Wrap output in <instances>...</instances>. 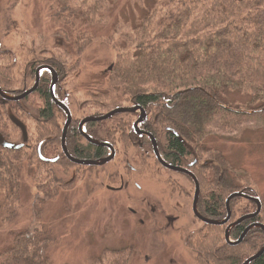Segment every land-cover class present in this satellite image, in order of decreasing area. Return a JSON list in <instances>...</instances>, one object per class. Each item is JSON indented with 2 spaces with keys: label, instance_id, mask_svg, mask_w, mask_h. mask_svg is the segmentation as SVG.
<instances>
[{
  "label": "trees",
  "instance_id": "16d2710c",
  "mask_svg": "<svg viewBox=\"0 0 264 264\" xmlns=\"http://www.w3.org/2000/svg\"><path fill=\"white\" fill-rule=\"evenodd\" d=\"M15 1L8 0V4ZM113 1L56 0L49 17L56 21L59 29L55 35L63 44L53 47L52 55L44 54L42 61L34 55L31 62L25 63V56L32 54L35 46L28 48L26 42L20 43L21 52L26 54L20 52L19 60L10 53H0V89L20 95L32 84L37 67L48 65L57 73L59 83L71 90L83 117H99L119 107H140L147 115L144 129L156 140L165 162L178 167L187 161L196 162L190 171L199 183V213L207 219H224L228 213L226 199L231 194H256L220 150L206 146V140L234 141L246 131L264 134V0H123L134 15L126 22L130 23V31L113 45L117 59L107 71L106 88L87 91L89 104L80 106L78 89L71 78L82 53L94 39L82 28L105 24ZM6 36L0 34V45ZM49 84L50 79L42 77L35 92L23 100H0V139L7 145H0V242L13 236L10 247L0 252V264L52 263L50 249L59 238L45 224L4 237L19 215L21 190L28 179L35 189L32 209L37 224L50 200L75 189L79 169L88 172L84 181L87 191L102 189L101 168H78L67 160L50 162L60 152L62 125ZM55 95L64 101L58 90ZM131 117L117 115L110 121L86 126L88 135L110 141L120 152L117 160L102 167L107 169L112 184H117L120 173L150 178L158 175L152 164L156 162L141 156L131 144ZM29 124L35 125L36 133L29 134ZM45 136L52 139L40 148L41 159L38 144ZM66 146L81 160H99L106 155L104 148L84 140L75 122L69 127ZM129 149L134 150L129 156L134 173L125 162L124 153ZM58 167L63 178L70 174L71 167L77 175L63 181L55 169ZM164 183L170 185L169 180ZM261 205L258 216L240 222L230 232L231 239H239L252 223L264 225ZM255 210L256 205L245 199L229 203L230 220ZM222 229L204 226L194 239L188 237L198 264H243L264 245L260 229L250 230L238 245L226 244ZM107 251L101 260L92 258V264H104L105 258L109 264H126L134 257L131 249ZM250 264H264V253Z\"/></svg>",
  "mask_w": 264,
  "mask_h": 264
},
{
  "label": "rangeland",
  "instance_id": "374dc122",
  "mask_svg": "<svg viewBox=\"0 0 264 264\" xmlns=\"http://www.w3.org/2000/svg\"><path fill=\"white\" fill-rule=\"evenodd\" d=\"M55 1L17 0L13 5L8 4V0L0 2V34L6 36L8 33L0 45V53H10L13 59H20L23 53L20 43L26 42L28 48L32 44L35 46L32 54L25 56V63L31 62L34 55L39 61L52 55V48L63 44L61 38L55 35L59 29L56 21L49 17L54 11L52 6ZM108 13L109 18L102 26L82 28L92 33L94 39L82 53L71 78L78 89L77 101L80 106L89 104L85 95L87 91L106 88L107 71L117 59L113 45L119 43L122 34L130 31V23L126 22L134 18L132 10L123 0H114ZM7 21H10L9 30L6 27ZM67 104L69 110L72 107L74 112L70 110L72 118L80 121L84 115L80 113L79 105L76 106L69 98ZM136 119L133 117L131 120L134 123ZM60 124L63 129L64 121H60ZM28 126L29 134L36 133L34 124ZM24 141L20 140V143ZM206 146L215 147L223 153L230 165L243 177L242 181L249 182V187L264 205V134L246 131L234 141L209 138ZM133 151L129 149L128 157ZM152 164L157 167L156 177L143 175L139 180H135L137 175L133 177L132 183L134 180L139 182L140 192L133 188L121 192L102 189L87 191L84 181L88 172L79 171L76 188L61 192L50 200L43 208L39 224L35 222L32 209L35 189L26 178L27 184L24 182L20 195L19 215L10 231L9 228L6 230L4 237L45 224L59 238L50 249L51 264H92V258L103 259L107 250L117 252L125 249L134 251V257L129 258L126 264H198L195 251L187 249L184 242L186 236L194 239L196 233L204 228L192 212L194 185L187 178ZM184 164L186 166L189 163L187 161ZM55 169L58 174L59 167ZM119 171L123 172L121 169ZM106 174L107 169L99 173L103 178ZM70 175L63 178L58 174L63 181L68 180ZM165 180H169L170 185L164 183ZM135 196L138 201L130 199ZM145 197L147 199L142 201ZM129 209H133L134 213ZM159 230L162 234L158 233ZM224 230L225 227L222 233ZM12 237L7 242H0V252L10 247ZM104 260V264L110 263L108 259Z\"/></svg>",
  "mask_w": 264,
  "mask_h": 264
},
{
  "label": "flooded vegetation",
  "instance_id": "af4514ba",
  "mask_svg": "<svg viewBox=\"0 0 264 264\" xmlns=\"http://www.w3.org/2000/svg\"><path fill=\"white\" fill-rule=\"evenodd\" d=\"M41 67H44V68H48V69H50V70H52L53 71V73L56 75V77H57V81H56V83H55V85H54V87L52 88V90H51V84H52V80H53V74H52V72H50V71H47L46 69H44L45 71H43V70H41L40 72H39V74H38V72H37V69L38 68H41ZM37 69H36V71L34 72V80H33V82H32V84L30 85V87L27 89L26 88V90H24V92H22V94L23 93H25L26 91H28V90H30L34 85H35V82H36V77L38 76V85H37V87L39 86V84H40V82H41V78L42 77H46L47 76V78L48 79H50V84H49V93H50V97L52 98V100H53V103H54V105L59 109V111H60V116H59V120H58V122H60L61 120H63L64 121V125H63V129H64V126H65V124H66V122H67V115L65 114V112L59 107V106H57L56 104H55V101H57L58 103H60V104H62L63 106H65L66 108H67V110H68V112H69V114H70V124H69V126H68V128H67V131H66V134H65V147H66V151H67V153H68V155L70 156V157H72V158H74V159H77V160H81V159H78V158H76V157H74L71 153H70V151H69V149H67V146H66V138H67V135H68V131H69V127L75 122L76 123V130L82 135V137L84 138V140L89 144V145H92V146H94V147H99V148H104L105 149V157H103V158H101V159H99V160H104V159H106L107 157H109V156H111V154H112V151H113V153H114V158H113V160L112 161H114L116 158H117V156H119V154H120V152H119V150H117V148L115 147V146H113L112 144H111V142L110 141H107V140H105V139H97V138H93L91 135H88L87 134V131H86V126L88 125V124H95V123H102V122H107V121H110V120H112L115 116H117V115H115V116H113V117H111L110 119H107V120H105V121H101V122H91V123H87V124H85L83 127H80V123L83 121V120H85L86 118H88V117H92V116H87V117H82V119H80V121H78V120H76L75 118L73 119L72 118V113H74L73 112V110H72V107H71V112H70V110H69V106H68V104H67V102H68V98L70 99V100H72L73 102H75L73 99H72V95H71V90L69 91V89H68V87H67V85H65V84H60L59 83V80H58V75H57V73L55 72V70L53 69V68H51L50 66H48V65H40V66H38L37 67ZM41 72H44L43 74H40ZM26 87V86H25ZM37 89V88H36ZM1 90V89H0ZM56 90H58L59 91V96L61 97L62 96V98H63V100L64 101H62L61 99H58L57 97H56V95H55V93H56ZM2 91V90H1ZM3 92V91H2ZM4 93V92H3ZM52 93H53V96H54V99H53V96H52ZM6 94V93H5ZM22 94H20V95H15V97H18V96H21ZM10 95V94H9ZM12 96H14V95H12ZM28 97V96H27ZM0 100H1V102H3V103H7L8 101H4V100H2L1 98H0ZM19 102V101H18ZM134 107H138V106H135V105H132V106H129V107H119V108H115V109H121V108H134ZM138 108H140V107H138ZM115 109H113V110H115ZM141 109V108H140ZM113 110H111V111H113ZM143 112H144V110L143 109H141ZM111 111H109V112H106L105 114H103V115H101V116H99V117H102V116H104V115H106V114H108V113H110ZM145 113V112H144ZM124 114H129V115H132V117H131V119H133V117H135V118H137L136 120H135V122L133 123V121L131 120V126H130V131H131V144H132V146H133V148H135L136 150H138V152L140 153V155L141 156H146V158H149L148 160H154L155 162H156V164H157V166L159 165L162 169H164V170H167V169H165V168H163L159 163H158V161H157V159H156V157H155V155H154V152H153V146H152V141H151V138L152 139H154V137L151 135V134H149V133H147V131H145V129H144V126H145V124L147 123V115H146V113H145V122L144 123H139V124H137V126H136V128H134V124L139 120V118H140V113H139V111H134V112H132V113H123V114H118V115H124ZM61 116H63V118H61ZM99 117H93V118H99ZM63 129H61V127H59V131H60V149H59V153H58V155L54 158L56 161H59V160H67L70 164H72V165H75V166H78V168H89V167H85V166H81V165H77V164H74V163H72V162H70L66 157H65V155H64V153H63V148H62V138H63ZM138 131V132H136V130ZM86 137H88V138H90L93 142H95V143H98V144H100V145H94V144H92V143H90L87 139H86ZM52 139V137H50V136H45V137H43V140L41 141V142H39V144H38V146H39V148H38V155L40 156V158L42 159L43 157H42V155L40 154V148L43 146V145H45L47 142H49L50 140ZM154 141L156 142V140L154 139ZM148 143L150 144V145H148ZM156 145H157V142H156ZM25 146H27L28 147V144L26 143L25 144ZM29 147H31V146H29ZM119 149V148H118ZM157 150H158V146H157ZM119 152V153H118ZM158 153H159V151H158ZM125 154V156H126V160H125V162H127V164H128V166H129V168H130V160H129V158L130 157H128V152H125L124 153ZM159 155H160V153H159ZM160 157L162 158V156L160 155ZM54 159H51V160H54ZM99 160H81V161H99ZM162 160L164 161V159L162 158ZM111 162V161H110ZM110 162L109 163H107L106 165H104V166H100V167H95V168H101L100 169V171L101 170H104L102 167H105V166H107L108 164H110ZM165 162V161H164ZM194 162V161H193ZM192 162V163H193ZM166 164H168V165H171V164H169V163H167V162H165ZM192 163H189V164H187L186 166L184 165L183 167H180V168H183V169H187V170H189L190 171V165L192 164ZM196 163V162H195ZM171 166H173V165H171ZM90 167H93V166H90ZM174 167H178V166H174ZM79 171H81V169H79ZM130 171L131 172H133L134 173V170H132L131 168H130ZM167 171H169V172H171L172 174H175V175H177V176H180V177H185V178H187L188 180H190V178L188 177V176H186V175H184V174H180V173H176V172H173V171H170V170H167ZM191 172V171H190ZM192 173V172H191ZM70 177H72V179L73 178H75L76 177V175H77V171H76V169H74V167H71V171H70ZM146 177V176H145ZM101 179H102V181H101V186H102V190H105V191H109V192H121V191H125V190H127L128 188H133L134 189V191H138V192H140V190H141V186L139 185V182L138 181H135V180H139V179H142V176L141 175H137V178H135V180L133 181V183H132V180H133V177L132 176H129V175H127V174H123V173H120L119 174V176H118V179H119V181L117 182V184H112V183H109L108 182V178H107V176H105V181H103V176L101 177ZM192 181V180H191ZM198 182V181H197ZM193 183V182H192ZM77 186V185H76ZM76 186H75V188H76ZM198 186H199V183H198ZM135 192V193H136ZM134 193V194H135ZM199 194H200V189H199ZM130 199H136V201H138V199L136 198V196L135 197H133V198H130ZM147 198L145 197V198H143V199H141L142 201L143 200H146ZM132 201V200H131ZM129 211L131 212V213H134L133 212V209H129ZM197 211H198V202H197ZM198 213H199V211H198ZM199 215L202 217V218H204L200 213H199ZM193 216H194V214H193ZM194 218L198 221V223L200 222L201 224H202V226L204 227V226H209V225H206L205 223H203L202 221H200L199 219H197L195 216H194ZM204 219H206V220H213V219H207V218H204ZM240 219V218H239ZM239 219H237V220H229V222L226 224V226H225V230L227 229V227L229 226V225H231V224H234L235 222H237ZM168 222H169V224H171V220L170 219H168ZM253 224V223H252ZM251 224V225H252ZM238 225V224H237ZM237 225H235V226H233L231 229H230V232L237 226ZM169 226H172V225H169ZM173 227V226H172ZM249 227V226H248ZM247 227V228H248ZM246 228V229H247ZM245 229V230H246ZM224 230V231H225ZM200 231V230H199ZM198 231V232H199ZM158 233H161L162 234V232L159 230L158 231ZM244 233V232H243ZM242 235V234H241ZM188 237L189 236H186L185 237V247L187 248V249H189V246H188ZM234 241H236V240H234Z\"/></svg>",
  "mask_w": 264,
  "mask_h": 264
},
{
  "label": "water",
  "instance_id": "95a60500",
  "mask_svg": "<svg viewBox=\"0 0 264 264\" xmlns=\"http://www.w3.org/2000/svg\"><path fill=\"white\" fill-rule=\"evenodd\" d=\"M46 69L47 71H50L52 72L53 74V80H52V84H51V90L52 88L54 87L56 81H57V77L56 75L53 73L52 70L48 69V68H44V67H41V68H38L37 69V72L39 74V72L41 70H44ZM37 85H38V76L36 77V82H35V85L28 91H26L25 93H23L21 96H18V97H14V96H10V95H7L5 93H3L1 90H0V98L4 101H8V102H18V101H21L23 100L25 97L29 96L30 94H32L36 88H37ZM52 96H53V93H52ZM53 99H54V96H53ZM55 104L57 106H59L64 112L65 114L67 115V122L64 126V129H63V138H62V148H63V153L65 155V157L72 163L74 164H77V165H81V166H93V167H100V166H104L106 165L107 163H109L110 161L113 160L114 158V153L112 151V154L111 156L107 157L106 159L104 160H99V161H81V160H77V159H74L72 157H70L66 151V147H65V134H66V131H67V128L70 124V114L67 110V108L65 106H63L62 104L58 103L57 101H55ZM134 111H139L140 113V118L139 120L134 124V128H136L137 124L139 123H144L145 122V113L138 107H134V108H121V109H115L113 111H111L110 113L102 116V117H99V118H93V117H88L86 118L85 120H83L81 123H80V127H83L85 124L87 123H91V122H101V121H105L107 119H110L111 117L115 116V115H118V114H123V113H132ZM136 130V129H135ZM136 132H138L136 130ZM86 139L94 144V145H100L98 143H95L93 142L90 138L86 137ZM151 141H152V146H153V152H154V155L157 159V161L159 162V164L167 169V170H170V171H173V172H176V173H180V174H184L186 176H188L193 184H194V188H195V192H194V198H193V204H192V212L194 214V216L199 219L200 221H202L203 223H205L206 225H209V226H225L229 220H230V212H229V203L231 200L233 199H238V198H241V199H245V200H248V201H251L253 202L255 205H256V211L251 214V215H248L247 217H244V218H241L239 219L237 222H235L234 224H231L227 227V229L225 230V233H224V237H225V240L226 242L230 243V239H229V232H230V229L239 224L240 222L242 221H245V220H251L253 218H255L256 216H258L261 212V209H262V205H261V202L259 200L258 197H248L246 195H244L243 193H235V194H232L231 196H229L226 200V208H227V217L224 219V220H220V221H214V220H206L204 218H202L198 211H197V202H198V197H199V186H198V182L195 178V176L187 169H183V168H180V167H174V166H171V165H168L166 164L160 157L159 153H158V150H157V145H156V142L154 141V139L151 138ZM0 145L1 146H7L1 139H0ZM16 146L12 147V148H15ZM195 164V162H193L190 167H192L193 165ZM252 229H260L263 233H264V226L263 225H260V224H253L251 225L250 227H248L245 232L241 235V237L234 243L235 245H238L240 244L244 237L246 236V234L252 230ZM264 253V245L263 247L256 253L254 254L253 256H251L250 258H248L243 264H250L252 261L256 260L257 258H259L262 254Z\"/></svg>",
  "mask_w": 264,
  "mask_h": 264
},
{
  "label": "bare ground",
  "instance_id": "6f19581e",
  "mask_svg": "<svg viewBox=\"0 0 264 264\" xmlns=\"http://www.w3.org/2000/svg\"><path fill=\"white\" fill-rule=\"evenodd\" d=\"M43 71H45V70H43ZM34 92H35V91H34ZM7 95H9V94H7ZM30 95H31V94H30ZM30 95H29V96H30ZM10 96H12V95H10ZM14 97H15V96H14ZM161 159H162V158H161ZM55 161H56L55 159H54V160H50L51 163H54ZM111 162H112V161H111ZM111 162H110V163H111ZM158 163H159V162H158ZM85 167H90V166H85ZM190 180H191V179H190ZM192 184H193V183H192ZM193 185H194V184H193ZM194 189H195V188H194ZM237 193H242V192H237ZM233 194H235V193H233ZM231 195H232V194H231ZM231 195H230V196H231ZM198 198H199V197H198ZM226 200H227V199H226ZM247 201H248V200H247ZM250 202H251V201H250ZM252 203H253V202H252ZM226 209H227V208H226ZM252 214H253V213H252ZM250 215H251V214H250ZM247 216H248V215H247ZM247 216H243V217H241V218H244V217H247ZM226 217H227V216H226ZM226 217H225V218H226ZM225 218H224V219H225ZM241 218H240V219H241ZM224 219H222V220H224ZM214 221H220V220H214ZM253 224H260V223H256V222H255V223H253ZM253 224H252V225H253ZM260 225H262V224H260ZM225 226H226V225H225ZM225 226H220V227H225ZM250 226H251V225H250ZM250 226H249V227H250ZM263 226H264V225H263ZM211 227H219V226H211ZM244 232H245V231H244ZM224 233H225V231H224ZM229 235H230V232H229ZM240 237H241V236H240ZM240 237H239V238H240ZM229 239H230L231 244L228 243V242H226L225 237H223L224 242H225L226 244H230V245H235L234 243L238 240V239H237L236 241H234L233 239L230 238V236H229Z\"/></svg>",
  "mask_w": 264,
  "mask_h": 264
}]
</instances>
